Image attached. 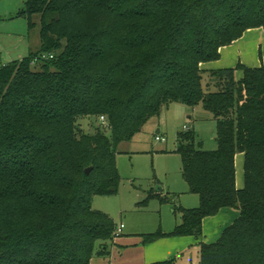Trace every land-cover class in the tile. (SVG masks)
I'll return each instance as SVG.
<instances>
[{
  "label": "trees",
  "instance_id": "16d2710c",
  "mask_svg": "<svg viewBox=\"0 0 264 264\" xmlns=\"http://www.w3.org/2000/svg\"><path fill=\"white\" fill-rule=\"evenodd\" d=\"M24 6L18 17L30 29L39 17L41 51L0 65V264H92L108 256L116 227L94 210L93 197L118 192V147L171 103L202 104L218 125V148L197 147L192 131L178 136L181 173L200 207L176 208L182 223L168 234L142 235L143 243L201 242L204 218L236 209L238 219L217 242L199 244L198 264H264V66L214 70L215 93L203 69L247 31L264 30V0ZM91 117H104L105 131L100 124L84 133L80 122ZM237 152L245 159L244 189L236 187Z\"/></svg>",
  "mask_w": 264,
  "mask_h": 264
},
{
  "label": "rangeland",
  "instance_id": "374dc122",
  "mask_svg": "<svg viewBox=\"0 0 264 264\" xmlns=\"http://www.w3.org/2000/svg\"><path fill=\"white\" fill-rule=\"evenodd\" d=\"M24 3L25 0H0V41L3 49L11 55V62L27 58L30 51L34 54L41 51L39 17H34L36 25L33 29L29 28L27 19L18 17L25 8ZM247 37L249 39L243 44L247 51L246 59L259 63L258 67H249L261 68L264 66V30L254 29ZM28 46H31L29 51L26 50ZM58 53H61V49ZM34 67L42 69L39 64ZM211 73L205 72L204 85H208L209 92L215 93L216 89L210 85L215 84L216 79H211ZM235 78L237 82L241 81L243 72L237 70ZM100 124V119L91 117L82 119L80 128L84 133L91 134L97 131ZM186 126L194 132L197 147L202 144L206 151L217 150L218 125L213 115L202 104L191 108L180 103L169 104L131 142H123L118 147L115 157L120 178L118 192L109 197L94 196L92 207L110 218L116 228L123 225V237L152 234L159 229L171 232L182 223L181 214L175 212L176 208L187 210L200 207L199 197L189 192L181 173L183 160L178 153V136L185 133ZM100 129L105 131L106 124H102ZM157 131H160L165 143L155 140ZM235 156L236 187L244 189V155L237 152ZM152 190L156 197L148 199Z\"/></svg>",
  "mask_w": 264,
  "mask_h": 264
},
{
  "label": "crops",
  "instance_id": "0c3cea01",
  "mask_svg": "<svg viewBox=\"0 0 264 264\" xmlns=\"http://www.w3.org/2000/svg\"><path fill=\"white\" fill-rule=\"evenodd\" d=\"M250 33H252V30L247 31L240 40L228 47L222 48L220 50V59L213 63L203 65V69H205L206 72H213L214 70L234 68L239 64L248 67H258L259 63L255 64L246 59L247 51L243 48V44L249 39L247 36ZM27 48L26 50H31V46ZM32 53L30 51V54ZM10 56L9 52L3 49V44L0 41V65L11 62ZM148 123L145 126H147ZM157 135L161 136L160 131H157ZM238 217V211L224 208L221 209L216 216L204 218V236L201 242L197 241L193 236H188L162 238L155 243L144 244L142 236L144 234H133L123 237L122 231V233L110 243L108 250L109 255L96 256L92 264H157L160 262L172 261L173 259H175V264H198L200 254L199 244L204 242L208 244L217 242L222 236L223 231L233 225ZM171 232H169L168 229L163 231V233L166 234Z\"/></svg>",
  "mask_w": 264,
  "mask_h": 264
},
{
  "label": "built area",
  "instance_id": "2783aa9c",
  "mask_svg": "<svg viewBox=\"0 0 264 264\" xmlns=\"http://www.w3.org/2000/svg\"><path fill=\"white\" fill-rule=\"evenodd\" d=\"M50 58H52V56H50ZM100 121H101V124H103V125L106 124V120H105L104 117L100 118ZM185 131H190V128L186 126L185 127ZM155 140L157 142L165 143V139L162 136H159V135H157L155 137ZM123 229H124V226L123 225L121 227H117L116 230H115V234H114L115 237H118L122 233Z\"/></svg>",
  "mask_w": 264,
  "mask_h": 264
},
{
  "label": "water",
  "instance_id": "95a60500",
  "mask_svg": "<svg viewBox=\"0 0 264 264\" xmlns=\"http://www.w3.org/2000/svg\"><path fill=\"white\" fill-rule=\"evenodd\" d=\"M91 170H92L91 168H89V169H86V170H85V174H87V175H88V174L91 172Z\"/></svg>",
  "mask_w": 264,
  "mask_h": 264
}]
</instances>
